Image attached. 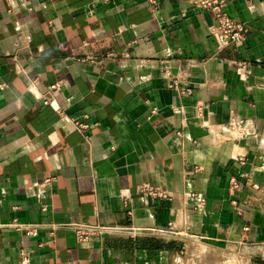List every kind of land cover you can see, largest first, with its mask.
Masks as SVG:
<instances>
[{"label":"crops","instance_id":"obj_1","mask_svg":"<svg viewBox=\"0 0 264 264\" xmlns=\"http://www.w3.org/2000/svg\"><path fill=\"white\" fill-rule=\"evenodd\" d=\"M199 2L0 0V264H264V0Z\"/></svg>","mask_w":264,"mask_h":264},{"label":"built area","instance_id":"obj_2","mask_svg":"<svg viewBox=\"0 0 264 264\" xmlns=\"http://www.w3.org/2000/svg\"><path fill=\"white\" fill-rule=\"evenodd\" d=\"M151 3L156 4L157 0H149ZM225 0H200L199 5L207 10H209L213 15V23L210 27L211 34L216 38L219 47H236L242 44L246 39V29L244 25L234 20L229 16L225 7ZM54 88V86H53ZM76 128L78 130H85L88 125L83 122H75ZM256 187V185H253ZM144 190L152 196H160L161 192L159 188L153 186H145ZM17 229L25 230L26 234L35 236L38 234L39 226L36 224L23 225L14 222L12 224ZM108 228L100 226H81L77 231L78 238H87L92 232H102ZM22 264H29L30 259L25 254L21 253Z\"/></svg>","mask_w":264,"mask_h":264},{"label":"rangeland","instance_id":"obj_3","mask_svg":"<svg viewBox=\"0 0 264 264\" xmlns=\"http://www.w3.org/2000/svg\"><path fill=\"white\" fill-rule=\"evenodd\" d=\"M211 255H213V254H211ZM211 255H210V257H211ZM215 256H217V254H215ZM232 256H233V254L231 255L230 253H227L226 254V258L220 257L218 259H215V264H244L242 261H240V259H238L237 257H234V256L232 257ZM187 259H188V262H185V264H210L214 260V259H211L212 262L209 263L208 262L209 258L205 257L204 259H206L207 261L200 262L194 256L193 257L192 256H188Z\"/></svg>","mask_w":264,"mask_h":264}]
</instances>
